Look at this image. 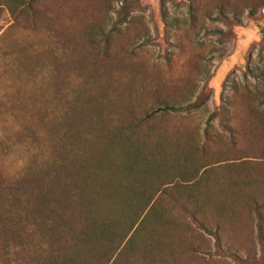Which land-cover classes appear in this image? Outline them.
Masks as SVG:
<instances>
[{
    "label": "rangeland",
    "instance_id": "1",
    "mask_svg": "<svg viewBox=\"0 0 264 264\" xmlns=\"http://www.w3.org/2000/svg\"><path fill=\"white\" fill-rule=\"evenodd\" d=\"M36 11L0 8L1 168L34 128L59 204L103 208L106 264H264V0Z\"/></svg>",
    "mask_w": 264,
    "mask_h": 264
},
{
    "label": "trees",
    "instance_id": "2",
    "mask_svg": "<svg viewBox=\"0 0 264 264\" xmlns=\"http://www.w3.org/2000/svg\"><path fill=\"white\" fill-rule=\"evenodd\" d=\"M0 8L13 20L27 15L31 19L37 13L36 0H0ZM25 129L29 131L27 142L31 140L25 145L28 149L31 145V154L12 172L0 165L1 264H106L116 247L110 242L112 251L105 253L101 245L103 208L87 199L78 205L73 198L59 204L58 197L63 194L56 190L60 182L57 171L49 165L47 172H41L38 162L28 160L37 157L36 132L28 126Z\"/></svg>",
    "mask_w": 264,
    "mask_h": 264
}]
</instances>
